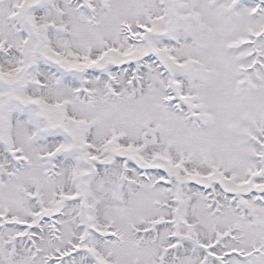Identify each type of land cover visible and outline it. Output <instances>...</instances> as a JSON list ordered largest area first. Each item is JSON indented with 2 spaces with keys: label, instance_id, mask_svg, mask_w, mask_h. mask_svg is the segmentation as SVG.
<instances>
[{
  "label": "snow or ice",
  "instance_id": "1",
  "mask_svg": "<svg viewBox=\"0 0 264 264\" xmlns=\"http://www.w3.org/2000/svg\"><path fill=\"white\" fill-rule=\"evenodd\" d=\"M0 264H264V0H0Z\"/></svg>",
  "mask_w": 264,
  "mask_h": 264
}]
</instances>
